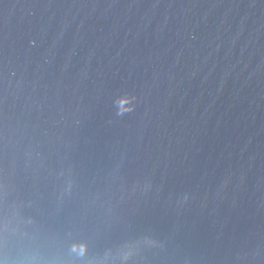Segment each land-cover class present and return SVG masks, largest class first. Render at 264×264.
I'll use <instances>...</instances> for the list:
<instances>
[{
	"label": "water",
	"instance_id": "95a60500",
	"mask_svg": "<svg viewBox=\"0 0 264 264\" xmlns=\"http://www.w3.org/2000/svg\"><path fill=\"white\" fill-rule=\"evenodd\" d=\"M0 264H264V0H0Z\"/></svg>",
	"mask_w": 264,
	"mask_h": 264
}]
</instances>
